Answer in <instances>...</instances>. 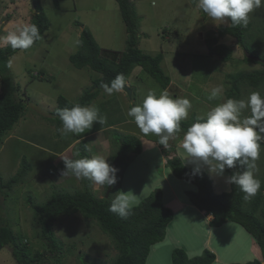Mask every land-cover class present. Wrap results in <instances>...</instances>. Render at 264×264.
<instances>
[{
	"label": "rangeland",
	"instance_id": "374dc122",
	"mask_svg": "<svg viewBox=\"0 0 264 264\" xmlns=\"http://www.w3.org/2000/svg\"><path fill=\"white\" fill-rule=\"evenodd\" d=\"M24 1L1 0L0 37L31 24L33 7L31 3L30 6L25 4L26 12L25 6H19ZM132 2L140 17V47L149 54L162 53L161 66L172 79L167 92L174 99L190 100L192 107L188 118L198 116L203 119L212 107L230 98L246 100L251 92H259L264 96V82H259L257 77L252 82H257L259 86L249 81L241 86L239 94L231 92L233 80L242 73L264 72V65L260 62L244 60L245 52L236 38L230 35L220 38L221 43L234 45L230 61L225 62L220 56L209 52L205 42L207 34H217L221 27L229 26L230 21L212 20L197 7V0H156L155 6L152 0ZM58 3L55 0H41L50 22L49 29L38 44L9 59V69L19 84L18 94L23 98L25 112L9 134L0 139V182L4 185L17 175L23 161L29 170L22 177V182L12 189L0 187L2 219L8 220L15 232L23 234L34 250H45L43 241L36 237L40 226L33 219V205L48 201L57 191L74 194L86 188V179L62 176L65 163L61 156L79 159L77 145L84 138L90 143L89 158L100 155L112 164L111 155L116 152L114 150L119 144L120 133L124 132L140 138L143 152L142 155L134 156V161H127L125 165L122 164L123 167L118 166L114 191H132L137 195L134 206L160 188L165 205L176 214L168 227L172 236L167 230L166 243H157L152 247L147 264H170L171 257L164 245L171 244L185 248L190 257L202 254L205 248L210 249L219 258L212 264L246 263L256 259L263 262V252L257 241L251 243L250 236L242 233L239 225L225 224L215 230L208 222L211 229L199 230L206 224L203 216L205 212L199 211L191 203L187 206V212L182 211L183 199L190 201L183 191H196L197 188L189 181L176 178L165 163L174 155H180L185 166L196 168V165L185 161V153L180 147L184 133H176V138L170 140L171 146H178L177 153H173L160 147L155 141L158 137L154 134L143 135L127 115L130 107L142 104L149 90L155 91L156 95L165 91L142 67H135L128 79L133 100L124 92L109 95L102 88L89 105L97 107L100 115L106 117V122L102 125L94 122L91 129L78 135L62 134L61 121L52 113L58 106V97L63 95L76 103L86 90L95 91V80L100 77L89 67L77 68L70 59L71 54L79 50L82 28L89 27L102 48L113 50L125 49L126 30L116 0H59ZM247 26H250L256 45L257 50L253 49L254 52L264 57V31L259 30L264 27V4L250 14ZM1 45L6 44L0 40V48ZM217 85H222L221 94L209 101L207 97ZM249 114L248 110L243 113L244 116ZM149 164L153 165L154 175L150 185L145 188L147 181L143 182V179L149 176L146 167ZM256 165L255 176L258 177L264 173V142L261 143ZM200 170L208 174L216 193L220 194L230 187L227 171L223 176H216L209 174L207 166H201ZM89 190L102 198L106 197L108 187L90 181ZM53 230L66 247H74L71 253L64 255L61 263H56L55 254L48 251L42 264H81L80 255H85L87 260L94 259L88 264H112L118 254L111 238L98 224L85 219L80 213L62 217ZM0 264H18L9 246L0 250Z\"/></svg>",
	"mask_w": 264,
	"mask_h": 264
},
{
	"label": "trees",
	"instance_id": "16d2710c",
	"mask_svg": "<svg viewBox=\"0 0 264 264\" xmlns=\"http://www.w3.org/2000/svg\"><path fill=\"white\" fill-rule=\"evenodd\" d=\"M31 1L37 9V14L34 15L31 24L38 26L42 38L44 32L49 29L50 22L41 5V0ZM116 1L125 24V49L102 48L89 27H84L79 37V50L71 54L70 59L77 68L89 67L99 73L100 77L95 80V91L86 90L76 103L60 95L58 106L52 112L57 117V109L71 108L75 104L88 106L92 99L99 95L102 89L101 84H110V81L117 74H123L127 81L137 66L142 67L146 73L160 83L163 89L171 84L172 79L161 66L162 53L149 54L140 47V17L132 0ZM58 2L59 0H55L57 5ZM259 30L264 31V27L259 28ZM225 35L237 39L238 44L245 51L244 60L257 62L246 55L248 52L258 56L253 50L257 49L250 26H232L230 23L229 26L221 27L217 34H207L206 44L211 54L220 56L225 62L233 58L234 45L219 42L220 38ZM40 40L35 41L32 46L38 44ZM20 51L22 50L13 49L10 45H1L0 48V139L9 134L25 112L23 98L18 94L19 84L15 82L9 69L10 57ZM261 58L264 59V57ZM255 77L258 78L259 82H264V72L242 73L236 77L233 80L232 94L233 91L239 94L241 86L249 81L250 84L259 86L257 82H252ZM190 118L181 121V133H184L197 119H201L198 116ZM59 123L62 125V122ZM118 140L119 144H116L114 150L116 152L111 155V157L113 156L111 165L114 166V163L117 162L118 165L115 166L117 169L118 166L123 167L127 161H134V156L141 155L143 152L142 142L135 134L121 132ZM155 141L158 143V139ZM159 146L163 147L162 145ZM88 149L89 141L84 138L81 139L77 145L80 158H89ZM168 150L176 153V145L171 146ZM21 165L22 169L18 174L14 175L4 185L0 182V187L12 189L16 184L22 182V177L29 170V166L26 165L25 161ZM167 165L176 178L189 181L196 186V191L187 190L186 194L194 206L213 216L210 225L215 230L225 224L235 223L239 225L241 231L257 241L264 257V173L257 174L258 177H256L261 181L260 190L250 201L246 202L243 199L244 193L235 185H230L220 194L216 193L208 174L203 170L195 173L194 169L183 164L180 155L169 158L166 162ZM225 171L231 175L234 170L226 169ZM89 184L90 181L86 179V188L82 191H77L74 194L57 191L50 196L48 201L33 205L35 209L33 219L40 226L36 237L43 241L45 250H34L28 244V239L23 234L15 232L11 223L8 220H3L0 216V250L9 246L18 264H42L45 262L48 251L55 254L56 263H61L64 255L72 252L74 245H67L68 247H66V244L56 236L53 227L62 217L80 213L85 219H90L98 224L100 229L111 238L118 252L117 256L113 258L112 264H147L152 247L165 239L168 226L176 217L172 208L165 205L161 189L157 188L152 191L144 201L131 207L127 218H121L109 211L111 196L117 192L114 191V185L109 197L99 198L89 190ZM216 259V253L207 248L202 254L194 257H190L186 249L182 247H175L171 253V264H212ZM79 260L81 264H88V261L94 259L87 260L85 255H80ZM230 264H263V262L256 259L246 263Z\"/></svg>",
	"mask_w": 264,
	"mask_h": 264
},
{
	"label": "clouds",
	"instance_id": "9594fccd",
	"mask_svg": "<svg viewBox=\"0 0 264 264\" xmlns=\"http://www.w3.org/2000/svg\"><path fill=\"white\" fill-rule=\"evenodd\" d=\"M30 2L35 15L37 9L35 13V6L31 0ZM152 2L155 6L156 0ZM262 4L264 0H197V7L209 18L214 21H230L232 26H247L250 14ZM40 39V31L35 24H27L0 37L6 45L21 50L29 49ZM127 81L123 74H117L110 84L103 83L101 87L109 95L120 93L129 86ZM221 91L222 85H217L212 88L207 99L209 101L217 99ZM191 107V102L187 98L174 99L167 91L156 95L155 91L149 90L142 104L130 107L127 115L143 135L154 134L158 137V144L169 149L170 140H174L176 133L181 131V121L188 118ZM245 110L250 114L244 116ZM57 115L62 122V134L65 135L68 133L78 135L91 129L94 122L101 125L106 122V117L100 115L99 109L91 105L75 104L71 108L57 109ZM262 142H264V96L259 92H251L246 100L230 98L212 107L203 119H197L187 128L180 147L185 153V161L196 165L195 173L200 171L201 166H207L209 174L216 176H223L226 169H233L227 183L237 186L244 193L243 199L247 202L261 187L255 170ZM61 158L65 163L62 176H71L77 180L87 179L96 185L106 187L117 183L118 169L109 164L103 156ZM183 192L185 196L187 190ZM136 196L132 191H117L111 196L109 211L121 218H127ZM198 210L212 216L205 210Z\"/></svg>",
	"mask_w": 264,
	"mask_h": 264
},
{
	"label": "crops",
	"instance_id": "0c3cea01",
	"mask_svg": "<svg viewBox=\"0 0 264 264\" xmlns=\"http://www.w3.org/2000/svg\"><path fill=\"white\" fill-rule=\"evenodd\" d=\"M30 0H26V1H24L22 4L20 3V5L19 6H25V9H26V5H29L30 6ZM26 4V5H25ZM19 9H21L20 10V12L22 11V7L21 8H19ZM18 9V10H19ZM24 9V10H25ZM26 12H27V9H26ZM21 26H23V25H21ZM127 84L129 85V86H131V84H130V82H129V80L127 81ZM171 86V84L168 86V88H166V89H164L165 91H167V90H169V88H171L170 87ZM54 111V110H53ZM90 136H91V134H90ZM103 137H101V139H102ZM106 138H108V137H106ZM100 139V140H101ZM90 144V143H89ZM178 146H176V150L178 151V148H177ZM161 149V148H160ZM177 153V152H176ZM142 155V154H141ZM147 168H148V174H149V176L147 177V178H144L143 179V182L144 181H147V185H145L144 187L145 188H147V186L148 185H150V183L152 182V178H153V165L152 164H149V165H147L146 166ZM143 186H140L139 188H144ZM172 195L173 196H175V192L174 191H172ZM183 197V196H182ZM182 205V211H186L187 212V206H189L190 205V202L189 201H187V200H185V199H183V202L181 203ZM202 212H204V211H202ZM179 212H177V214H178ZM205 214V213H204ZM203 214V216L205 217V219H206V224L204 225V226H201L200 228H199V230L200 229H202L203 230V228H207V229H211L210 227H209V225H208V222L210 221V219H211V217H210V215H207L206 214V216ZM178 216H179V219L181 218L180 217V214H178ZM188 215H187V213H186V217H187ZM179 219H178V223H179ZM187 220V219H186ZM169 227V226H168ZM168 230V229H167ZM242 233H244L245 234V232H243V231H241ZM170 233V235L172 236V234H171V232H169V230H168V234ZM250 236V235H249ZM167 238V237H166ZM166 238H165V240L164 241H162L161 242V245L162 244H164V243H166ZM250 239V241H251V243H253V241H255L254 239L252 240V238H251V236L249 237ZM179 247V245H176V246H174V244H171V245H164V247H166V248H168V256L169 257H171V252H172V250H173V248L174 247ZM163 247V248H164ZM217 260H219V258H218V256H217ZM170 264H171V260H170ZM221 264H225V263H221Z\"/></svg>",
	"mask_w": 264,
	"mask_h": 264
},
{
	"label": "water",
	"instance_id": "95a60500",
	"mask_svg": "<svg viewBox=\"0 0 264 264\" xmlns=\"http://www.w3.org/2000/svg\"><path fill=\"white\" fill-rule=\"evenodd\" d=\"M34 12L36 13V8L35 7H34ZM246 55H247V57L252 58L255 61H258V62H261L262 64H264V59H262V58H260L258 56L252 55L251 53H248V52H247ZM124 92L129 95V97H130L131 100H133V90L129 86L128 87L126 86ZM112 186H108V190H107L106 197H108L110 195V193L112 191Z\"/></svg>",
	"mask_w": 264,
	"mask_h": 264
}]
</instances>
